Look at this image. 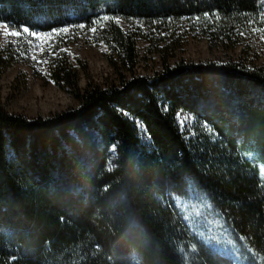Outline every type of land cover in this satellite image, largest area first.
<instances>
[{
    "label": "trees",
    "instance_id": "trees-1",
    "mask_svg": "<svg viewBox=\"0 0 264 264\" xmlns=\"http://www.w3.org/2000/svg\"><path fill=\"white\" fill-rule=\"evenodd\" d=\"M114 19L197 21L228 43L264 30V0H0V24L19 32L98 24L131 68L135 42ZM24 45L0 49V76ZM50 72L77 108L28 118L0 105V264H235L191 235L179 202L193 196L264 264L263 66L180 62L84 91L67 60Z\"/></svg>",
    "mask_w": 264,
    "mask_h": 264
},
{
    "label": "rangeland",
    "instance_id": "rangeland-1",
    "mask_svg": "<svg viewBox=\"0 0 264 264\" xmlns=\"http://www.w3.org/2000/svg\"><path fill=\"white\" fill-rule=\"evenodd\" d=\"M112 24L135 42V60L131 68L113 48L101 41L103 28L98 24L93 28H67V31L48 35H33L24 29L19 32L0 24V49L8 44H25L29 52L26 59L0 76V105L12 114L28 118L46 117L77 108L79 102L57 86L50 72V66L61 59L67 60L75 69L81 91L90 84L107 88L118 85L122 78L150 76L166 64L180 62H246L264 67V30L239 31L232 40L223 43L220 38L211 41L207 37V27L197 21L163 25L114 19ZM179 122L185 130L194 125L193 118L188 115H180ZM261 171L264 175V167ZM179 205L191 235L198 243L212 246L232 258L235 264H262L235 242L208 203L193 196ZM196 242L194 250L198 246Z\"/></svg>",
    "mask_w": 264,
    "mask_h": 264
},
{
    "label": "snow or ice",
    "instance_id": "snow-or-ice-1",
    "mask_svg": "<svg viewBox=\"0 0 264 264\" xmlns=\"http://www.w3.org/2000/svg\"><path fill=\"white\" fill-rule=\"evenodd\" d=\"M24 31H27V29H24ZM64 31H67V29H64ZM93 31H95V29H93ZM13 35H16L17 33H12ZM33 35H35V33H33ZM264 38V37H262Z\"/></svg>",
    "mask_w": 264,
    "mask_h": 264
}]
</instances>
